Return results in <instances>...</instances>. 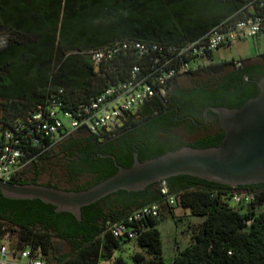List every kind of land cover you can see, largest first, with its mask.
<instances>
[{"label": "trees", "instance_id": "16d2710c", "mask_svg": "<svg viewBox=\"0 0 264 264\" xmlns=\"http://www.w3.org/2000/svg\"><path fill=\"white\" fill-rule=\"evenodd\" d=\"M256 10L248 0H0V33L6 31L8 37L4 48H0V133L30 128L26 117L45 102L49 93L63 89L66 108H76L99 94L115 74L125 78L131 66L127 57L120 55L114 72L101 75L76 52L131 39L181 45L221 22L236 21ZM69 49H75V57L64 58ZM259 57L260 62L238 67L233 60L198 65L188 75H209L205 81L195 80L181 87L174 80L172 86L192 96L207 95L217 106L239 107L259 92L256 83L264 75V51ZM167 96L153 97L141 106V118L163 111ZM141 131L139 136L145 139L141 138L137 146L148 152L147 159L175 150L167 146L168 130H163L164 136L156 135V130ZM222 136L220 130L194 147L216 146ZM111 137L98 140L76 131L62 139L50 150L57 147L66 157L62 178L67 186L45 185L81 190L97 184L117 170L111 158L102 156L106 152L115 157L117 164L129 167L113 150L103 149L102 143ZM25 143L27 155L38 151ZM133 152L130 148V157ZM47 153L38 159L43 160ZM38 159L31 161L27 169L36 166ZM81 176L89 180L78 185ZM15 182L37 183L35 178ZM164 182L177 205L204 218L192 234V242L177 251L170 262L264 264V183L231 188L188 175L169 177ZM234 191L254 192L255 201L246 207H232L228 197ZM163 200L157 184L137 192L118 190L82 207L81 220L77 221L70 213L56 212L53 205L39 199L0 196V233L16 232L19 246L39 248L49 264H101L104 257L112 258L113 264H168L162 255L158 217H146L135 224L133 239H115L105 231L107 222L123 221L134 210ZM53 240L66 242L69 253L49 258ZM129 240L135 241L136 249L123 256L120 246Z\"/></svg>", "mask_w": 264, "mask_h": 264}, {"label": "built area", "instance_id": "2783aa9c", "mask_svg": "<svg viewBox=\"0 0 264 264\" xmlns=\"http://www.w3.org/2000/svg\"><path fill=\"white\" fill-rule=\"evenodd\" d=\"M248 5L257 8L252 15L233 22H221L181 45L131 39L76 52L89 60L96 72L101 71V75L114 72L120 55L126 56L131 66L125 78L119 79L115 74L99 94L76 108H66L63 89L49 93L45 102L36 105L26 117L30 128L18 130L17 127L0 133V180H22L31 161L76 131L94 135L98 140L113 136L123 126L141 117V106L153 97L165 98L174 80L195 70L198 66L194 64L196 58L209 56L214 50L232 46L240 40L263 35L264 0H248ZM235 66L240 64L235 62ZM25 142L37 147L38 151L27 155ZM159 192L164 195L163 202L167 207L175 203L164 181ZM254 201L255 193L251 191H234L228 197V203L236 207H246ZM160 204L142 206L123 221L107 222L105 231L115 239H133L136 236L134 225L146 217H158ZM9 237V232L0 233V264H49L39 248L19 246L16 236L14 241Z\"/></svg>", "mask_w": 264, "mask_h": 264}, {"label": "water", "instance_id": "95a60500", "mask_svg": "<svg viewBox=\"0 0 264 264\" xmlns=\"http://www.w3.org/2000/svg\"><path fill=\"white\" fill-rule=\"evenodd\" d=\"M258 94L241 106L213 107L223 136L216 146H182L143 161L134 153L129 167L117 164L116 171L97 184L81 190H65L40 183L0 180V196L11 200L39 199L56 212L70 213L81 220V208L105 196L125 190L141 191L150 184L159 187L165 179L188 175L208 182L237 188L264 183V75L257 81Z\"/></svg>", "mask_w": 264, "mask_h": 264}, {"label": "rangeland", "instance_id": "374dc122", "mask_svg": "<svg viewBox=\"0 0 264 264\" xmlns=\"http://www.w3.org/2000/svg\"><path fill=\"white\" fill-rule=\"evenodd\" d=\"M108 20V16L105 17ZM6 31L0 33V48H4L6 44ZM264 51V34L258 35L246 40H240L232 46H225L214 50L210 56L198 57L194 60V64L203 66L210 63H218L223 61H236L242 66L250 63L260 62L259 54ZM75 57V49H69L64 52L63 57ZM241 61V63H240ZM209 75H184L176 79L177 85L187 87L195 80L205 81ZM212 130L200 131L201 135L210 134ZM66 161V157L58 152V148L48 151L43 160L37 161V165L32 169L26 168L25 177L23 179H36L38 183H51L59 187H66L62 178V168ZM85 179H80L77 183L83 184ZM232 207L235 205L230 204ZM264 208V204L261 206ZM203 217L191 215L188 209L174 203L167 207L164 202L160 204V213L157 218V228L160 233L162 255L166 263L170 262L177 251L182 250L192 242V234L197 231ZM10 239L15 240L16 232H9ZM136 249L135 241H125L120 246L123 256L131 254ZM70 248L66 242L61 240H53V249L49 252V258L59 257L69 253ZM105 254V253H104ZM51 261H54L51 259ZM113 259L107 257L102 258L101 264H113Z\"/></svg>", "mask_w": 264, "mask_h": 264}, {"label": "flooded vegetation", "instance_id": "af4514ba", "mask_svg": "<svg viewBox=\"0 0 264 264\" xmlns=\"http://www.w3.org/2000/svg\"><path fill=\"white\" fill-rule=\"evenodd\" d=\"M163 107V111L154 112L144 119L140 117L135 125L127 127L125 130L117 132L111 138L105 140L102 143L103 149L113 150L120 161L131 165L134 160V153L137 154L139 161L147 159L146 157L148 156L147 151L143 152L137 146L141 138L145 139V136H139L142 132L141 130H156V135L162 136H164L163 130H168L165 132L169 135L167 146L174 149L182 146L194 147L204 137L217 135L221 130L218 117L212 110L213 107L219 106L213 104L207 95L192 96L178 92V89L172 86L169 95L163 101ZM206 130H212V133L200 134V131ZM149 136L152 137V133L149 132ZM130 148H134L131 157L129 154ZM106 154L110 153L106 152ZM89 159H91V156H89ZM80 179H85L84 183L89 180L81 176L77 182ZM42 184L45 185L46 183ZM77 187L79 186H75V188Z\"/></svg>", "mask_w": 264, "mask_h": 264}]
</instances>
